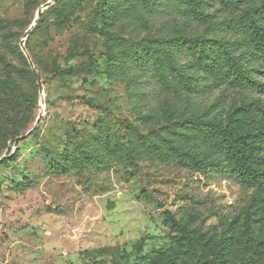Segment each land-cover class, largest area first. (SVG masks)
<instances>
[{
    "label": "rangeland",
    "instance_id": "rangeland-1",
    "mask_svg": "<svg viewBox=\"0 0 264 264\" xmlns=\"http://www.w3.org/2000/svg\"><path fill=\"white\" fill-rule=\"evenodd\" d=\"M48 1L0 0V264H135L176 251L166 213L205 258L236 229L227 261L250 264L243 223L264 240V193L211 145L194 152L187 127L238 130L264 109L246 21L264 0H200L201 15L189 0H60L25 41L40 93L20 43ZM165 53L181 71L159 67Z\"/></svg>",
    "mask_w": 264,
    "mask_h": 264
},
{
    "label": "trees",
    "instance_id": "trees-1",
    "mask_svg": "<svg viewBox=\"0 0 264 264\" xmlns=\"http://www.w3.org/2000/svg\"><path fill=\"white\" fill-rule=\"evenodd\" d=\"M139 1L145 3L150 0ZM200 3V0H189L188 6L195 14L201 15L203 8ZM122 7V0H118L117 9ZM104 13L110 14L108 11ZM246 21L255 46L264 53V26L262 25L264 19L262 14L251 9L246 15ZM182 41L183 38H174L169 44L177 47ZM165 55V62L163 59L157 58L161 69L166 70L170 66L175 71L182 70L183 66L178 63V60L168 53ZM4 94L9 99L13 98L14 101H19L17 93L13 90L5 91ZM190 124L192 127H187V130L197 144L193 149L194 152H200L211 145L207 153L208 157L213 158L218 163L227 162L231 164L240 177L251 181L254 187L264 193V159H261V155L264 156V109L254 117H247L241 129L238 130L229 125L224 126L217 121H202L196 115L190 118ZM178 127L180 126L178 125ZM260 202L264 203V195L258 199L256 206H259ZM258 208L257 214L260 213ZM250 217L244 220L242 232L248 238L245 247L247 246L248 250L252 251L253 257L250 259V264H256L260 260L264 261V240L256 239L257 231H255L253 219ZM165 223L175 234L176 251H163L152 257L150 255L143 256L135 264H233L228 263L225 253L232 246V237L236 234V229L228 231L229 236L226 237V241L212 257L205 258L202 254H198L201 246L206 244L203 238L196 237L180 226L170 213H166Z\"/></svg>",
    "mask_w": 264,
    "mask_h": 264
},
{
    "label": "water",
    "instance_id": "water-1",
    "mask_svg": "<svg viewBox=\"0 0 264 264\" xmlns=\"http://www.w3.org/2000/svg\"><path fill=\"white\" fill-rule=\"evenodd\" d=\"M58 1H60V0H50V1H48L45 5H43V6L40 7V9H39L38 12H37V15H36V18H35L34 22H33L32 25L29 27V29L25 32L24 37H23V39L21 40L20 47H21V49H22L23 51H24L25 41H26L27 37L29 36V34H30L31 30L33 29V27H35L36 24L39 22L40 17H41V14H42L46 9H48L49 7H51L53 4H55V3L58 2ZM24 53H25V56H26V58H27V60H28L29 66H30V68H31V71H32L34 77L36 78V81H37V85H38L39 91H40V93H42V92H43V84H42V81H41V79H40V77H39V75H38V72H37V70L35 69V67H34V65H33V62H32V60H31L30 56L28 55V53L25 52V51H24ZM40 117H41V116L38 117V119H37V121H36V125L39 124V122H40ZM35 128H36V127H34L33 129H31L26 135H22V136H20V137H17V138L14 140V147L16 148L17 145H18V143H19L20 141H23V140L26 139L28 136H30V135L35 131ZM4 159H6V158H2V159H0V162H2Z\"/></svg>",
    "mask_w": 264,
    "mask_h": 264
},
{
    "label": "bare ground",
    "instance_id": "bare-ground-1",
    "mask_svg": "<svg viewBox=\"0 0 264 264\" xmlns=\"http://www.w3.org/2000/svg\"><path fill=\"white\" fill-rule=\"evenodd\" d=\"M42 106V105H41Z\"/></svg>",
    "mask_w": 264,
    "mask_h": 264
}]
</instances>
